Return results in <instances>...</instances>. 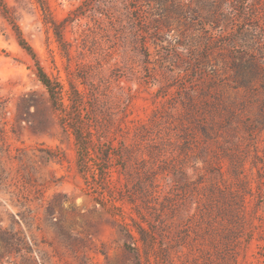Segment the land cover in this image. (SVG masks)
I'll use <instances>...</instances> for the list:
<instances>
[{"label":"rangeland","instance_id":"rangeland-1","mask_svg":"<svg viewBox=\"0 0 264 264\" xmlns=\"http://www.w3.org/2000/svg\"><path fill=\"white\" fill-rule=\"evenodd\" d=\"M0 2V264H194L197 256L187 248L179 252L180 219L168 211L171 204L164 226L154 210L147 213L157 226L147 255L126 248L142 246L124 227L132 228L137 215L127 204L122 213L103 206L85 184L73 136L62 127L36 62L4 14L21 29L51 79L67 85L74 78L83 89L80 74L87 90L99 87L131 100V119L158 125L155 131L162 130L164 138L158 142L171 163L160 177L161 201L167 195L180 205L181 218L195 213L203 186L216 182L243 192L235 173L242 166L251 188L246 208L259 228L248 250H240L238 264H264V0H179L174 23L179 34L168 29L153 34L146 47L144 37L134 36L142 8L133 0H46L49 12L38 0ZM52 22L63 25L64 45ZM237 73L246 85L236 82ZM216 74L218 80L210 83ZM173 75L178 79L170 80ZM205 82L240 104L232 127L217 132V143L210 142L208 154L200 157L201 132L189 154L182 149L180 100L181 88L200 90ZM204 158L213 161V173ZM187 181L193 185L185 194Z\"/></svg>","mask_w":264,"mask_h":264},{"label":"trees","instance_id":"trees-1","mask_svg":"<svg viewBox=\"0 0 264 264\" xmlns=\"http://www.w3.org/2000/svg\"><path fill=\"white\" fill-rule=\"evenodd\" d=\"M38 1L42 9L49 12L46 0ZM133 1L138 2L142 8L137 17L141 26H135L137 29L134 36L137 41L139 37H144L145 47L148 45L147 39L153 34L155 37L163 35L166 29L179 34V27L174 28L176 18L179 17V0ZM148 6L155 7L150 10ZM3 16L15 32L21 48L36 62L37 77L45 86L52 107L59 114L62 127L73 136L78 171L87 187L96 195L97 202L120 213L127 204L137 215L139 220L132 218V228L129 224L124 227L127 234L142 246L126 245V248L139 257L147 255L156 244L157 233V226L150 222L147 213L154 210L159 215L157 221L162 225L166 224V209L171 204L172 208H168V211L173 217L179 214L181 220L179 252L187 248L191 254H197L194 264H238L240 250H248L259 228L255 223V216L246 208V196L251 193V188L246 186L242 166L235 173L239 186L244 187L243 192L240 188L235 191L222 189L216 182L203 186V193H199L198 200L194 202L197 204L195 213L188 214V219L181 218L183 209L180 205L179 208L176 207L167 195L163 198L166 204L161 201L163 193L160 177L169 171L171 163H167L168 158L162 148V130L155 131L158 125L131 119V100L101 93L99 87L92 86L93 91L87 90V80L80 74L77 79H82L80 85H83V89L76 84L74 78L69 77L67 85L51 79L38 62L34 49L18 25L7 14ZM52 24L59 43L64 45L63 25L56 22ZM210 40V37L206 38L209 46ZM187 63L191 65V62ZM170 77V80L178 79L174 75ZM217 77L216 74L210 83L214 84ZM236 77L240 86L246 85L241 74L237 73ZM212 84L205 82V87L200 90L181 88L185 96H181L180 100L183 109L180 138L186 154H189L193 144L198 141L195 137L197 131L204 136V146L199 153L202 157L208 154L210 142L217 143L214 135L232 127L237 119L239 101L235 98L226 100L218 92V87ZM197 94L200 95L198 100ZM209 96L213 99L208 100ZM243 125L248 127L244 122ZM203 162L207 164L208 173H213V161L204 158ZM172 171L175 175L179 174V168ZM199 184L196 183V186L199 187ZM191 185V181L183 185L185 194H188ZM158 205L160 209L157 208Z\"/></svg>","mask_w":264,"mask_h":264}]
</instances>
